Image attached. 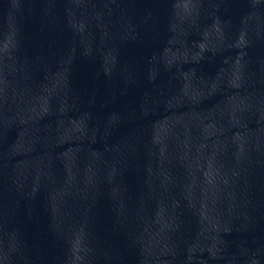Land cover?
Returning a JSON list of instances; mask_svg holds the SVG:
<instances>
[{
  "label": "water",
  "instance_id": "1",
  "mask_svg": "<svg viewBox=\"0 0 264 264\" xmlns=\"http://www.w3.org/2000/svg\"><path fill=\"white\" fill-rule=\"evenodd\" d=\"M0 264H264V0H0Z\"/></svg>",
  "mask_w": 264,
  "mask_h": 264
}]
</instances>
